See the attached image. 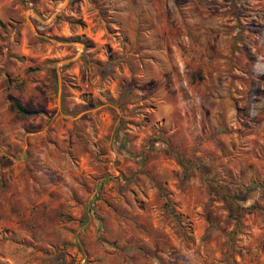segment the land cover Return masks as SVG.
Here are the masks:
<instances>
[{
    "label": "rangeland",
    "instance_id": "obj_1",
    "mask_svg": "<svg viewBox=\"0 0 264 264\" xmlns=\"http://www.w3.org/2000/svg\"><path fill=\"white\" fill-rule=\"evenodd\" d=\"M0 22V264H264V0Z\"/></svg>",
    "mask_w": 264,
    "mask_h": 264
},
{
    "label": "trees",
    "instance_id": "obj_2",
    "mask_svg": "<svg viewBox=\"0 0 264 264\" xmlns=\"http://www.w3.org/2000/svg\"><path fill=\"white\" fill-rule=\"evenodd\" d=\"M2 23L0 22V25ZM13 107H14V110L15 112L17 113V115L19 116H27V115H31V114H35L36 111L33 110V109H26L24 107H21L19 104H17L16 102L13 103ZM164 205L168 207L170 213L175 217L177 218V215L176 213L173 211V209L170 207V204L168 203V201H166V199H164Z\"/></svg>",
    "mask_w": 264,
    "mask_h": 264
}]
</instances>
